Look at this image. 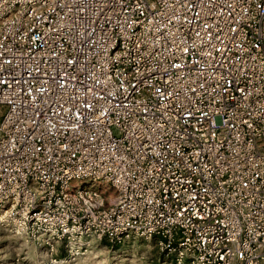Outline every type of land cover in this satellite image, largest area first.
<instances>
[{
    "label": "built area",
    "instance_id": "2783aa9c",
    "mask_svg": "<svg viewBox=\"0 0 264 264\" xmlns=\"http://www.w3.org/2000/svg\"><path fill=\"white\" fill-rule=\"evenodd\" d=\"M0 108V229L264 264V0H0Z\"/></svg>",
    "mask_w": 264,
    "mask_h": 264
},
{
    "label": "rangeland",
    "instance_id": "374dc122",
    "mask_svg": "<svg viewBox=\"0 0 264 264\" xmlns=\"http://www.w3.org/2000/svg\"><path fill=\"white\" fill-rule=\"evenodd\" d=\"M2 114L0 108V122ZM102 189L108 198L113 194L110 189ZM157 239L132 237L121 244L107 240L78 245L61 243L51 253L49 247L19 231L0 229V264H53V259H68V264H159L165 255Z\"/></svg>",
    "mask_w": 264,
    "mask_h": 264
}]
</instances>
